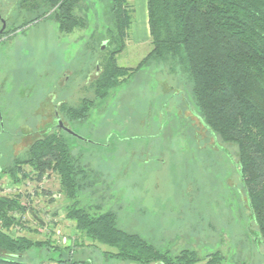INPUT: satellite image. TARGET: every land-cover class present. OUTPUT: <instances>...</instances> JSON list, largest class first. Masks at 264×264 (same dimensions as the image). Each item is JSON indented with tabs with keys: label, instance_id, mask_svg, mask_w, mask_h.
Segmentation results:
<instances>
[{
	"label": "rangeland",
	"instance_id": "obj_1",
	"mask_svg": "<svg viewBox=\"0 0 264 264\" xmlns=\"http://www.w3.org/2000/svg\"><path fill=\"white\" fill-rule=\"evenodd\" d=\"M7 2L2 12L8 26L31 17L24 10L16 11L14 0ZM82 9L87 16L83 29L60 33L57 23L46 18L0 41V193H22L31 230L21 229V234L48 235L60 246L72 245L77 231L65 215L68 200L59 189L57 174L50 172L47 188L41 189L29 179V166H24L28 175L20 181L2 169L33 140L56 129L55 111L61 102L76 104L84 96L92 97L87 85L99 71V57L86 44L92 33L103 34L107 23L99 0H85ZM134 17V34L130 26L126 46L116 55L122 66L137 65L151 49L144 18L135 21ZM188 85L184 76L174 77L164 64L149 61L107 98L98 100L83 121L70 122L58 113L78 135L65 134L72 154L94 170L93 186L79 193L80 205L91 211L97 206L100 211H116L120 228L138 233L170 255L189 249L204 258L218 250L223 264H264V241L258 239L257 248L250 240L251 234L257 239L256 226L236 172V147L216 138L223 151L209 145L214 138L207 142L195 118ZM43 189L50 191L43 194ZM30 210L43 219L59 211L61 216L39 228ZM106 249L100 245L86 252L96 264H129L105 259ZM80 254L78 249L75 258ZM56 255L43 248L28 251L23 260L41 264Z\"/></svg>",
	"mask_w": 264,
	"mask_h": 264
},
{
	"label": "trees",
	"instance_id": "obj_2",
	"mask_svg": "<svg viewBox=\"0 0 264 264\" xmlns=\"http://www.w3.org/2000/svg\"><path fill=\"white\" fill-rule=\"evenodd\" d=\"M7 1L0 3V22H6L0 41L46 18L57 23L60 33L69 34L87 25L82 9L85 0H14L16 11L24 10L31 17L8 26L2 12ZM99 1L106 29L101 35L92 33L86 44L99 57V71L87 85L92 97L84 96L76 104L61 102L56 112L70 122L83 121L98 100L107 98L149 61L164 64L174 77L184 76L195 118L205 130L207 142L214 138L209 145L223 151L216 138L236 147V172L256 226L253 233L257 239L250 233V240L258 248L264 241V0H146L151 49L135 66L119 65L116 59L126 46L133 7L128 0ZM65 134L58 127L46 131L2 172L14 181L27 177L24 166L31 168L37 180L47 171L57 174L59 189L68 200L65 215L74 223L76 237L72 245L60 246L48 235L12 234L16 225L30 232L24 217L27 205L21 202L22 193H0V264H25L23 257L28 251L43 248L58 252L47 262L96 264L90 254L88 260L75 258V254L78 249L80 256L88 254L89 247L98 249L100 245L109 247L102 251L105 259L129 264H223L224 256L218 250L204 258L189 249L170 255L138 233L120 228L116 211H100L99 206L91 211L81 206L79 193L93 186L94 170L81 165L72 154ZM30 212L36 226L43 227L42 218Z\"/></svg>",
	"mask_w": 264,
	"mask_h": 264
},
{
	"label": "crops",
	"instance_id": "obj_3",
	"mask_svg": "<svg viewBox=\"0 0 264 264\" xmlns=\"http://www.w3.org/2000/svg\"><path fill=\"white\" fill-rule=\"evenodd\" d=\"M129 3L131 4V6L133 7V15L135 16L134 17V20L136 21L137 19L141 18V20L144 18V24H145V29H146V35H147V38L149 39L150 36H149V31H148V22H147V8H146V0H128ZM133 15H132V19H133ZM139 15V16H138ZM145 15V16H144ZM143 16V17H142ZM133 22H131L130 26L132 27V34H134V30L135 28L137 27L136 26H133L132 24ZM129 32H128V39H129ZM127 42V41H126ZM141 41H138L137 43H139ZM91 256L89 254H82L81 255V259L82 260H88V258H90ZM41 264H58L56 262H47L46 259H43ZM76 264H84V263H76ZM89 264V263H87Z\"/></svg>",
	"mask_w": 264,
	"mask_h": 264
},
{
	"label": "built area",
	"instance_id": "obj_4",
	"mask_svg": "<svg viewBox=\"0 0 264 264\" xmlns=\"http://www.w3.org/2000/svg\"><path fill=\"white\" fill-rule=\"evenodd\" d=\"M29 179L34 183V187H41V189L42 188H47V184H46V181H47V178L48 177H50V172H45L44 174H42V176L37 180V178L35 177V174L34 173H29ZM26 178V177H25ZM25 183H27V184H29V182H28V180H25ZM47 195H49V194H47ZM50 195H52V196H54L55 194H51L50 193ZM46 215V214H45ZM59 216H61L60 215V211H59V213H56V215L55 216H53L52 214H47L46 216H45V218L43 219L42 218V220H43V224H44V226L46 227V224L47 223H49L50 222V220H57V219H60L59 218ZM20 230H21V227L19 226V225H16V226H14V227H12V231H14V232H16V233H19L20 232ZM63 244V243H62Z\"/></svg>",
	"mask_w": 264,
	"mask_h": 264
},
{
	"label": "water",
	"instance_id": "obj_5",
	"mask_svg": "<svg viewBox=\"0 0 264 264\" xmlns=\"http://www.w3.org/2000/svg\"><path fill=\"white\" fill-rule=\"evenodd\" d=\"M1 23H2V24H1V27H0V34H1V33L5 30V28H6V22H5L4 19H1ZM55 114H56V117H55V120H56V126H57L58 128L64 130L65 132H67V133H69V134H71V135L78 136L75 132H73L69 127H67V126L63 123L61 117L58 115L57 112H55Z\"/></svg>",
	"mask_w": 264,
	"mask_h": 264
},
{
	"label": "flooded vegetation",
	"instance_id": "obj_6",
	"mask_svg": "<svg viewBox=\"0 0 264 264\" xmlns=\"http://www.w3.org/2000/svg\"><path fill=\"white\" fill-rule=\"evenodd\" d=\"M56 112V111H55ZM55 117H56V114H55ZM55 117H54V121H55V125H56V120H55ZM57 127V126H56Z\"/></svg>",
	"mask_w": 264,
	"mask_h": 264
}]
</instances>
